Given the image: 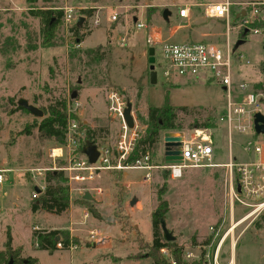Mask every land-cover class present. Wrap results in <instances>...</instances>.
Here are the masks:
<instances>
[{
	"label": "rangeland",
	"instance_id": "1",
	"mask_svg": "<svg viewBox=\"0 0 264 264\" xmlns=\"http://www.w3.org/2000/svg\"><path fill=\"white\" fill-rule=\"evenodd\" d=\"M223 1L38 0L31 3L28 0H0V169L8 170L7 180L0 185V250L5 230L9 228L13 245L23 247H19L20 257L26 253L35 256L36 264H149L145 247L151 241L148 209L150 205L151 213L155 208L156 191L163 184L166 185L163 198L169 205L164 224L183 252L207 244L214 235H223L240 219L244 213L240 205L235 203L233 213L230 212L223 167H188L178 179H171L163 169L156 167L163 160V133L155 150L149 154V164L156 168L107 172L92 184L85 185L70 182L61 171L65 179L62 185L67 187L68 209L60 215L42 210L31 213V203L39 195L33 187L40 189L41 194L46 186V173L59 171L62 159L53 161L48 157L49 150L60 145L53 140L41 139L35 128H28L45 115L36 117L20 110L18 105L25 100L44 114L48 108L59 107L65 102L66 113L67 103L72 108L71 96L74 94L73 100L79 104L78 116H71L77 121L82 136L78 147L81 149L91 142L87 141L88 130L94 132L92 140L99 145H112L116 141L121 121L109 112L112 94L120 98L124 108L130 107L133 129L138 136L145 130L141 120L145 118L147 108L161 106L167 93L169 103L181 108L178 128L168 133L189 141L194 134L202 132L215 148L213 163L225 162L229 151L238 162L252 161L253 154L243 148L248 141L264 143V134L256 135L251 128L243 133L233 132L228 137L226 126L218 121L226 99L217 84L186 78L165 80L156 53V80L150 82V46L145 40L155 31L160 32L164 41L202 42L221 49H225L227 39L230 49L241 40L242 30L245 31L242 18L249 11L247 4L252 0H229L232 4L229 27L223 20L207 18L203 7L194 5ZM65 6L77 12L91 10V14L99 15L102 23L91 31L87 30V25L65 29L61 23L51 39H43L41 21L32 14L40 10L61 11ZM184 8L188 10L187 18L178 15ZM164 10L169 12L166 20L162 17ZM113 14L117 19L112 22L109 18ZM136 18L142 20L146 29H134ZM87 23L91 26L89 19ZM79 36H83L82 41H75ZM123 38L125 42L121 41ZM263 41L264 30L258 29L256 34L249 32L235 51L242 58L238 64H233L232 72L236 84L245 83L259 95L258 112L264 116V73L260 69V64H264ZM201 125L214 128H197ZM93 187L101 188L102 194L85 191ZM83 191L88 192L94 202L83 200ZM124 191L126 198L144 204L145 212L143 208L135 215L136 210L131 209L135 204L132 207L124 205L121 201ZM110 192L113 200L108 203L105 195ZM90 208L95 211L93 215ZM71 215L80 222L89 218L91 224L83 221L82 225L75 223L78 225L73 227L87 237L89 232L98 229L92 218L107 222V226L117 231L114 230L117 235L113 234L109 239L113 248L85 249L83 246L80 251L62 250L50 254L31 247L29 230L33 225L39 228L67 226ZM101 239L102 235L98 233L88 242ZM121 239L125 244L119 243ZM112 255L120 257L121 261ZM136 255L138 258H134ZM231 258L233 264H264V207L236 225L227 237L218 261L227 264Z\"/></svg>",
	"mask_w": 264,
	"mask_h": 264
},
{
	"label": "built area",
	"instance_id": "2",
	"mask_svg": "<svg viewBox=\"0 0 264 264\" xmlns=\"http://www.w3.org/2000/svg\"><path fill=\"white\" fill-rule=\"evenodd\" d=\"M194 5L203 7L207 18L223 20L226 22L227 27H229L232 5L229 0H224L220 3ZM247 5L249 11L242 18V26L245 30L256 34L258 30L248 29V26L254 21L260 22L264 20V0H252ZM61 11L62 24L65 29H77L87 25V30L91 31L102 23L98 14L93 13L88 16L83 11L77 12L68 6L63 7ZM178 15L181 18H187L188 10L186 8L180 9ZM80 18H83V21L78 26ZM88 19L91 21V26L87 23ZM116 19V14H113L109 18L112 22L116 21ZM133 26L136 31L146 29L145 24L138 18L134 19ZM121 41L125 42V38L121 39ZM145 42L148 46L154 48V59L156 53L157 62L165 80L170 81L175 80V78L203 80L204 82H213L221 88L226 99V105L224 111L220 113L218 121L220 124L223 123L226 126L228 137L233 132L243 133L251 128L253 130L254 114L260 111L259 95L255 94L247 84H236L234 82L233 64H238L242 56H238L235 52H232L228 39L225 49H221L217 45L202 42L164 41L161 38L160 32L155 31L146 36ZM109 99V112L121 121V131L112 145L103 146L87 142L92 143L96 147L98 156L94 163H89L87 156L82 152L87 143L81 149H78L79 140L82 136L79 132L77 121L71 115L78 116L76 109L79 104L77 101L71 99L70 105L72 108H70L69 103H67V111L65 113V143L60 147L50 149L48 157L53 161L62 159L64 164L57 170L64 172L70 182L78 185L92 184L107 172L127 169H143L148 171L156 167L166 170L171 179H178L181 177L182 171L188 167L203 168L218 166L212 162V143L209 137L202 132L194 134L189 141L182 139L178 147L181 157L180 163L165 164L163 162L160 166H151L149 164L148 153L133 163H125L133 151L138 136L135 129H129L123 122L122 114L124 106L120 98L116 94H112ZM247 107H251V109H247ZM244 118H246L245 121H243ZM243 150L251 152L254 159L248 163H242L229 155L227 162L219 167H223L225 170V189L227 191L230 212L233 213V207L236 203L241 206V210L244 213L239 220L230 225L223 235L219 237L214 235L207 244L184 250L182 253L184 262L221 264L218 258L227 237L230 235L228 231L264 207V143H252L248 141ZM30 172L34 173V170ZM38 172L39 170L35 173L38 175ZM7 173L8 170L0 169V185L7 180ZM89 190H93L97 195L102 193V189L97 187L85 191ZM210 233H212V230ZM95 236H97L96 231H91L88 234L91 240ZM55 246L57 250L62 249L60 241L56 242ZM230 248L231 250L234 249L231 246ZM77 249V244L73 242L69 243L68 250L75 251ZM159 254L168 264H175L172 252L168 247H161ZM227 264H231V261Z\"/></svg>",
	"mask_w": 264,
	"mask_h": 264
},
{
	"label": "trees",
	"instance_id": "3",
	"mask_svg": "<svg viewBox=\"0 0 264 264\" xmlns=\"http://www.w3.org/2000/svg\"><path fill=\"white\" fill-rule=\"evenodd\" d=\"M35 3L38 0H28ZM47 1V0H43ZM86 15L90 16L91 10L83 11ZM40 19L42 25V38L51 39L53 34L62 23V11L57 10L51 12L50 10H40L32 14ZM248 29H261L264 30V20L260 22H252ZM249 31L242 30L240 35L241 40H245ZM83 36H79L75 41H82ZM97 51V50H96ZM92 53V52H90ZM260 69L264 73V64H260ZM258 87V86H257ZM20 110H25L22 107ZM181 108H175L169 103L167 93L164 96V101L161 106L148 107L146 116L143 118L142 123L145 125V130L141 135H138L133 151L126 159L125 163H133L142 158L146 153L151 154L155 150V146L159 141L161 133L173 131L177 126L178 111ZM27 111V110H25ZM28 112V111H27ZM43 118L38 123L32 124L28 128H35L37 134L41 139L53 140L56 144L62 146L65 143V130H66V115H65V102H62L59 107L53 106L48 108ZM197 128H214V126H197ZM27 130L26 132H29ZM93 131L86 132L87 141L95 143L93 139ZM64 162H61V166ZM167 174L168 172L164 170ZM169 176V174H168ZM65 181L61 171H48L45 177V189L37 196L31 203L30 211L32 213L37 211H44L47 213L60 215L65 212L69 207V200L67 194V187L62 183ZM53 182V184H50ZM166 185L163 184L156 191V206L150 213V227H151V241L146 245L147 255L150 259L149 264H168L159 254L161 247H168L171 252L175 264H201V262L186 263L182 258V247L177 246L174 242H165L161 234V222H164L166 215L169 211L167 200L163 198ZM92 215L95 211L91 210ZM58 238V240H56ZM31 239L36 243L37 249L46 251L52 254L56 251V242L62 243V249L68 250V245L73 242L78 245V240L70 237L66 230H32ZM12 236L9 228L5 231V240L2 249L0 250V264H7L11 259L12 264H34L35 259L20 257V248L13 249L11 247ZM134 258H138L137 255Z\"/></svg>",
	"mask_w": 264,
	"mask_h": 264
},
{
	"label": "water",
	"instance_id": "4",
	"mask_svg": "<svg viewBox=\"0 0 264 264\" xmlns=\"http://www.w3.org/2000/svg\"><path fill=\"white\" fill-rule=\"evenodd\" d=\"M169 15L168 10H164L162 13V17L164 20L167 19V16ZM244 15V12L241 13V16ZM83 18H80L78 20V26L82 23ZM247 32V30H245ZM244 40H237L232 48V52H235L238 46L243 44ZM262 51L264 53V41L262 43ZM148 64H149V75H150V82L154 83L156 80V72L154 70V48L150 47L148 50ZM71 98H75V95L72 94ZM18 105L22 107L23 109L27 110L30 114L36 116V117H42L43 113L41 110L37 109L36 107L28 104L25 100H21ZM123 122L124 124L129 128L133 129L134 127V120L131 116V109L129 106L124 108L123 110ZM253 131L256 135L264 134V116L261 113H255L253 117ZM163 141H164V152H163V162L165 164H174V163H180L181 157L180 152L178 150V147L182 141L181 137H174L170 133L165 132L163 133ZM82 152L87 156L89 163H94L96 161V158L98 156V153L96 151L95 145L92 143H87L85 147L82 149ZM33 190L36 194H40V189L37 187H33ZM83 200L87 202H94V199L88 192H85V194L82 197ZM136 200L132 199L130 201V206H133L135 204ZM161 231L163 235V239L165 242H174L175 238L167 231L164 222H161ZM58 240V238H56ZM12 260L10 259L7 264H12Z\"/></svg>",
	"mask_w": 264,
	"mask_h": 264
},
{
	"label": "crops",
	"instance_id": "5",
	"mask_svg": "<svg viewBox=\"0 0 264 264\" xmlns=\"http://www.w3.org/2000/svg\"><path fill=\"white\" fill-rule=\"evenodd\" d=\"M214 150H215V148H214V146H213V144H212V154H213V152H214ZM229 155H231V152L229 151V153H228V157H229ZM232 156V155H231ZM228 160V159H227ZM227 160L225 161V162H216L215 164H217L218 166H221V165H223V164H225L226 162H227ZM162 163H163V160H162ZM149 174V173H148ZM125 191L123 192V194L121 195V198H122V200H121V198H120V200L122 201V203H124V205H129L130 206V198H126V195H125ZM102 194V193H101ZM94 197V196H93ZM105 199L108 201V203L109 202H112V200H113V195L111 194V192L110 193H108L107 195H105ZM142 206V207H141ZM130 207H132V206H130ZM129 207V208H130ZM144 208V209H143ZM132 209V211H133V209L134 210H136V212H135V215L138 213L137 211L138 210H141V209H143V211L145 212V205L144 204H142L140 201H138V202H135V205H134V207L133 208H131ZM29 211H30V209H29ZM31 212V211H30ZM32 213V212H31ZM64 213V212H63ZM51 214V213H50ZM53 215H55V214H53ZM148 216H150V205H149V209H148ZM85 217H87V214L85 215ZM150 218V217H149ZM94 221H96V226H97V228L99 229H95V231L97 232V234L98 233H101V235H102V239L101 240H99V241H97V242H88L89 241V237H87V236H85V235H83V234H81L79 231V229L78 228H73V227H75V225H82L81 223L83 222V221H85V223L86 222H88V223H90L91 224V222L89 221V218H83V221H76L75 219H74V216L73 215H71V218H68V225L67 226H58V227H47V228H39V227H37V226H32L31 228H30V230H29V235H30V240H31V247L32 248H34V249H37V245H36V243L31 239V233H32V229L34 230H66V231H68V233H69V235L71 236V237H74V238H76L77 240H78V249L77 250H75V251H80V250H82L83 249V246H84V248L85 249H89L90 247H94V248H102V249H106L107 248V250H109L110 248H113V246L111 247V242L109 241V239H110V236L111 235H113V234H115V236L117 235L116 234V230L115 229H113L112 227H109V226H107V222H105L104 220H102V219H95V218H92ZM75 223H78V224H75ZM79 230V231H78ZM116 232H115V231ZM6 231V230H5ZM114 231V232H113ZM141 231V230H140ZM232 231H233V229H232ZM232 231H230V232H232ZM119 232V231H118ZM144 235V234H143ZM118 237V236H117ZM120 237V236H119ZM145 238V237H144ZM119 243H121V244H125V240L124 239H121L120 241H119ZM233 245H234V242H232V247H233ZM11 247L13 248V249H16V248H19V247H21V248H23L22 246H15V245H13V239H12V243H11ZM40 251H43V250H40ZM56 251H62V250H56ZM44 252H46V251H44ZM55 252V251H54ZM22 253H24V249H22ZM47 253V252H46ZM53 254V253H52ZM107 254H112V253H107ZM231 254L233 255L234 254V252H233V250H231ZM113 257H116V258H119V261H121V258L120 257H117V256H114V255H112ZM127 256V254L124 256V257H126ZM123 257V258H124ZM26 258H32V259H35L36 260V263H37V257H35V256H30V255H28L27 253H26V255L23 257V259H26ZM118 261V262H119ZM36 263H34V264H36ZM25 264V263H24ZM231 264H233V258H231Z\"/></svg>",
	"mask_w": 264,
	"mask_h": 264
},
{
	"label": "bare ground",
	"instance_id": "6",
	"mask_svg": "<svg viewBox=\"0 0 264 264\" xmlns=\"http://www.w3.org/2000/svg\"><path fill=\"white\" fill-rule=\"evenodd\" d=\"M244 221V220H243ZM243 221H241V222H243ZM240 222V223H241ZM240 223H238V224H240ZM232 229L234 230V226L228 231V233H231L230 231H232ZM233 232V231H232ZM234 242V241H233ZM231 247H232V245H231ZM233 247H234V245H233Z\"/></svg>",
	"mask_w": 264,
	"mask_h": 264
}]
</instances>
